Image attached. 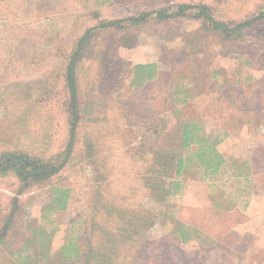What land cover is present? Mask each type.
<instances>
[{"label":"rangeland","instance_id":"374dc122","mask_svg":"<svg viewBox=\"0 0 264 264\" xmlns=\"http://www.w3.org/2000/svg\"><path fill=\"white\" fill-rule=\"evenodd\" d=\"M180 4L205 5L233 27L264 12V0H0V153L50 160L65 150L66 67L90 31L76 57L70 162L26 189L0 175V264L38 261L49 246L57 254L70 231L115 239L112 264H264V20L231 36L195 11L129 20ZM139 65L157 76L136 85ZM186 124L195 127L188 148ZM215 140L223 163L206 174L196 153ZM180 159L181 191L154 200L156 173L169 184ZM58 189L68 207L48 213ZM215 203L228 210L218 215Z\"/></svg>","mask_w":264,"mask_h":264},{"label":"trees","instance_id":"16d2710c","mask_svg":"<svg viewBox=\"0 0 264 264\" xmlns=\"http://www.w3.org/2000/svg\"><path fill=\"white\" fill-rule=\"evenodd\" d=\"M190 11H195L196 13L194 17L198 20H203L204 23L209 25L213 32L221 35L225 34L227 36L234 35V33L248 28L251 24H255L260 20H264L263 12L260 15L252 17L246 22H242L233 27L230 23L225 24L215 20L207 6H192L187 4L178 5L175 11L160 9L154 13L140 14L139 16L132 17L129 20L135 25L142 24L151 16V14H155V18L159 21L174 20L188 16ZM120 24V21H115L107 23V25L105 24L103 26H114ZM89 33L90 31H87L84 38L78 42L77 49L74 51L66 67L65 84L68 93L67 110L69 118V137L65 150L50 160L39 159L22 152L0 153V175L4 176L8 173H12L21 181L25 189L39 183H47L52 177L59 174L65 168L67 163L70 162L76 143L77 130L81 120L78 77L76 74V57H78L79 53L82 52L84 44L90 36ZM136 69V85H142L145 82L151 81L157 76L154 65H139L136 67ZM186 101L187 99L185 98L179 102L184 104ZM175 102H177L176 104H179L178 101ZM194 128L195 127L190 124H186L185 126L186 131L183 136L182 144L185 148L191 147L196 140L192 135ZM197 141L199 140L197 139ZM217 141L218 140H215L213 145L201 147L196 153V159L199 165L203 167L206 174L209 171L216 173L220 165L223 163V157L216 149ZM167 159L168 158H162L161 163H165L162 161H167ZM183 164V160L180 159L178 161V169L176 171L177 178L171 177V180L169 179V184L166 183V178H169L168 175L163 174L162 171L158 172V174L156 173L155 180H157V183H155V186H153V191L150 193L154 200L163 203L168 197L174 196L181 191V182L179 177L183 170ZM161 166L166 168V165L164 164ZM68 201L69 191L58 189L55 192L53 200L47 207L49 209L48 213L67 209ZM214 206L218 215L224 214L223 211L228 210H224L221 205L219 206L216 203ZM230 210H232L230 212H234L235 207L232 206ZM47 214L44 213V217H46ZM140 240L141 239H136L137 244H139ZM181 240L182 242H186L188 239ZM98 241L102 242V245H98ZM114 241L115 239H103V237L102 239H76L74 232L70 231L57 254H52L51 248L49 246L45 248L41 254V258H44L43 262L41 261V258L37 261L36 259L33 260V258L30 256L24 255L17 259L16 264H66L68 262L71 264H112L113 258L114 261L117 259L114 257L115 250H118L111 246L113 245ZM118 241L120 244H122L120 240ZM44 242L47 243L49 241L48 239H44L43 243ZM4 243L5 239H3V235H1L0 248ZM109 246L111 247L109 248Z\"/></svg>","mask_w":264,"mask_h":264},{"label":"crops","instance_id":"0c3cea01","mask_svg":"<svg viewBox=\"0 0 264 264\" xmlns=\"http://www.w3.org/2000/svg\"><path fill=\"white\" fill-rule=\"evenodd\" d=\"M256 201H257V199H256ZM261 201L264 202V193H262Z\"/></svg>","mask_w":264,"mask_h":264}]
</instances>
